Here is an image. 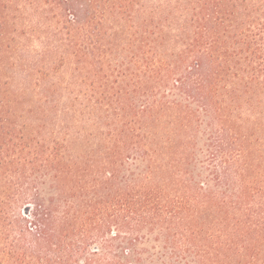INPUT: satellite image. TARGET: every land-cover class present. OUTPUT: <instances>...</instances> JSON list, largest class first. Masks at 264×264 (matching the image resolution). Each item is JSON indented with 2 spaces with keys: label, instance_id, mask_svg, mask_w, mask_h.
Segmentation results:
<instances>
[{
  "label": "trees",
  "instance_id": "obj_1",
  "mask_svg": "<svg viewBox=\"0 0 264 264\" xmlns=\"http://www.w3.org/2000/svg\"><path fill=\"white\" fill-rule=\"evenodd\" d=\"M0 264H264V0H0Z\"/></svg>",
  "mask_w": 264,
  "mask_h": 264
},
{
  "label": "rangeland",
  "instance_id": "obj_2",
  "mask_svg": "<svg viewBox=\"0 0 264 264\" xmlns=\"http://www.w3.org/2000/svg\"><path fill=\"white\" fill-rule=\"evenodd\" d=\"M65 9H66L65 14L67 15V19L72 21L73 20V15H74L73 7L70 5V6H68V9L67 8H65Z\"/></svg>",
  "mask_w": 264,
  "mask_h": 264
}]
</instances>
